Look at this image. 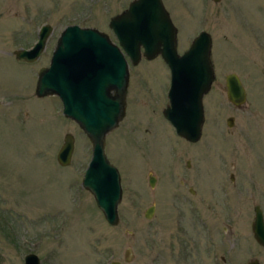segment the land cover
<instances>
[{
  "label": "rangeland",
  "instance_id": "1",
  "mask_svg": "<svg viewBox=\"0 0 264 264\" xmlns=\"http://www.w3.org/2000/svg\"><path fill=\"white\" fill-rule=\"evenodd\" d=\"M129 1L0 0V264H23L30 252L40 264H264L250 231L254 205L264 219V0H161L176 28L177 53L199 30L209 34L213 81L202 96L200 137L191 143L161 113L165 63L156 55L129 65L125 114L104 145L120 179L116 225L80 185L90 144L62 116L59 99L18 96L47 66L64 26L94 27L116 41L107 22ZM47 11L48 48L32 63L17 62L12 51L31 44ZM231 72L245 91L239 107L224 91ZM65 133L73 151L61 166L55 154ZM126 248L131 259L124 262Z\"/></svg>",
  "mask_w": 264,
  "mask_h": 264
},
{
  "label": "water",
  "instance_id": "2",
  "mask_svg": "<svg viewBox=\"0 0 264 264\" xmlns=\"http://www.w3.org/2000/svg\"><path fill=\"white\" fill-rule=\"evenodd\" d=\"M216 2L218 0H212ZM116 42L94 27L70 24L60 30L48 65L36 72V95H55L63 117L73 121L90 144V156L80 185L90 193L105 222H118L117 205L121 198L119 173L104 152L105 137L114 130L125 114L129 65L141 57L158 55L169 71L168 100L161 113L177 136L196 142L203 123L202 96L213 81L210 61L211 39L201 30L181 53L176 50V29L161 0H131L126 9L108 21ZM48 29L38 33V40L27 49L13 51L17 61L32 62L43 49ZM226 99L239 107L245 91L235 73L224 77ZM226 125L231 127L232 117ZM73 151V136L65 133L55 154L56 162L66 166ZM147 183L154 185L149 175ZM250 225L254 240L264 249V219L258 205L253 206ZM153 206L144 217L150 218ZM131 257L124 250L123 261ZM23 264H40L34 253L23 257ZM110 264H120L111 261ZM246 264H258L256 260Z\"/></svg>",
  "mask_w": 264,
  "mask_h": 264
},
{
  "label": "flooded vegetation",
  "instance_id": "3",
  "mask_svg": "<svg viewBox=\"0 0 264 264\" xmlns=\"http://www.w3.org/2000/svg\"><path fill=\"white\" fill-rule=\"evenodd\" d=\"M212 1V0H211ZM130 2V1H129ZM128 2V3H129ZM213 2V1H212ZM217 2V1H216ZM128 3H127V5H128ZM127 5H126V7H127ZM165 8V7H164ZM124 9H126V8H124ZM124 9H122L119 13H121ZM167 11V10H166ZM119 13H117V14H119ZM168 13V12H167ZM117 14H115V15H117ZM115 15H113V16H115ZM168 15H169V13H168ZM113 16H111V17H113ZM51 17V12H49V11H47L46 13H45V15H44V19L45 20H43V21H41L36 27H35V37H34V39H33V41L31 42V44L29 45V46H27V47H21V46H19V47H17L16 49H18V48H28V47H30L33 43H35L37 40H38V33H39V31L42 29V27L43 28H47L48 29V31H47V33H46V36H45V38H44V43H43V49H42V51L40 52V54L38 55V57L35 59V60H37V59H39L40 57H41V55H42V52L45 50V49H47L48 48V45H49V43L51 42L50 41V39L52 38V35H53V27L50 25V23L48 22V19ZM110 17V18H111ZM109 18V19H110ZM170 18V17H169ZM109 19H108V21H109ZM171 20V19H170ZM172 22V21H171ZM74 24V23H73ZM173 24V23H172ZM69 25V24H68ZM76 25H79L80 27H89V26H81L80 24H76ZM107 26H108V22H107ZM176 29V28H175ZM111 30V29H110ZM200 31V30H199ZM198 31V32H199ZM112 32V31H111ZM197 34V33H196ZM56 40V39H55ZM55 40H54V44L52 43V44H50L51 45V48H50V52H49V56H48V61H47V63L49 62V60H50V57H51V55H52V52H53V48H54V45H55ZM115 42V41H114ZM15 50V49H14ZM12 55H13V51H12ZM14 57V56H13ZM15 60V59H14ZM34 60V61H35ZM17 61V60H16ZM34 61H32V62H34ZM17 62H23V63H32V62H24V61H17ZM42 67H44V66H42ZM41 68V67H40ZM39 69V68H38ZM37 69V70H38ZM37 72V71H36ZM232 73V72H231ZM228 74V73H227ZM237 76V75H236ZM225 77V76H224ZM238 77V76H237ZM36 82H37V77H36V73H35V77H32V80H31V87H30V89H28L27 90V92L25 91V93L24 94H21V95H18V94H16V95H18L20 98H21V100L23 99V100H27L28 98H36V99H45V98H47V97H52V96H54L53 94H46V95H43V96H37L36 95ZM127 86H128V81H127ZM126 93H127V89H126ZM33 96V97H32ZM22 97H26L27 99H24V98H22ZM244 135L246 136V131L244 130ZM228 179L231 181V183H232V186H234V177H233V174L232 173H229L228 174ZM255 206V205H254ZM264 221V220H263ZM251 223H252V219H251V222H250V225H251ZM250 231H251V228H250ZM251 235H252V233H251ZM253 237V236H252ZM253 240H254V238H253ZM254 242L264 251V249L254 240ZM130 259H131V257H130ZM253 260H256L257 262H258V264H260L259 263V261L257 260V259H255V258H252V259H249V260H247V261H245L244 262V264H246L247 262H251V261H253Z\"/></svg>",
  "mask_w": 264,
  "mask_h": 264
}]
</instances>
